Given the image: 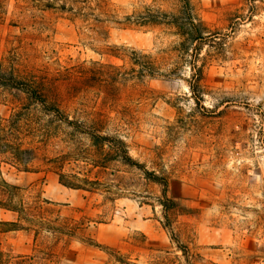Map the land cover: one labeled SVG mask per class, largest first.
Listing matches in <instances>:
<instances>
[{
	"label": "rangeland",
	"instance_id": "374dc122",
	"mask_svg": "<svg viewBox=\"0 0 264 264\" xmlns=\"http://www.w3.org/2000/svg\"><path fill=\"white\" fill-rule=\"evenodd\" d=\"M90 2L101 28L0 0V60L52 76L69 119L114 110L103 131L140 169L0 86V145L34 156L0 153V222L17 223L0 264H264V0ZM143 54L158 75L112 100L83 81Z\"/></svg>",
	"mask_w": 264,
	"mask_h": 264
},
{
	"label": "trees",
	"instance_id": "16d2710c",
	"mask_svg": "<svg viewBox=\"0 0 264 264\" xmlns=\"http://www.w3.org/2000/svg\"><path fill=\"white\" fill-rule=\"evenodd\" d=\"M25 2H31L35 4V9L46 11H58L70 16V20L80 21L82 23L93 19L92 28L102 27L104 19H101V13L96 10L97 8L92 5L90 0H20ZM39 7H43L40 9ZM114 56V55H112ZM144 59L145 61H141ZM130 65L129 71L122 72L121 68L112 67L107 70L106 81L103 83L101 80V74L92 72L91 75H84L83 81L88 88H94V86L105 88L104 94L106 99L112 100L115 97L117 91L116 84L121 82H130L133 80L132 75L136 74L137 79H142L144 76L153 78L158 75V60L152 58L150 55H140L127 57ZM26 64V65H25ZM20 63L19 60L16 63H12L5 58L0 60V86L6 88H12L20 91L26 97V101L29 104L39 108L46 114L51 115L63 126L74 130L79 134H84L89 137L94 145L105 146L116 153L118 161L125 163L126 165L134 166L140 169L139 165H136L134 161L128 156L123 141L115 136H111L103 130L107 129V124L110 120L109 116L115 111H111L108 108L107 111L102 108L93 110L90 113L80 117L69 119L67 115L59 108V105L52 100L51 94L54 92V87H51L50 82H54L55 79L44 75H38L33 67H29L27 63ZM134 69H137L135 71ZM88 70V69H87ZM130 76V77H124ZM104 85V86H101ZM130 85V88L133 90ZM114 117H117L114 114ZM7 142V141H6ZM0 153H8L11 157L21 165H27L32 161L33 150L29 147H25L21 144H8L3 143L0 145ZM153 183H160L158 177L153 179ZM166 186V183H165ZM1 208L11 213H18V210L9 205H1ZM0 233L15 230L9 226H17L15 222H0ZM3 252L0 250V260L3 257ZM23 258L19 257L16 262H20ZM3 262V261H1ZM0 262V263H1ZM119 264H128L121 259H118Z\"/></svg>",
	"mask_w": 264,
	"mask_h": 264
}]
</instances>
